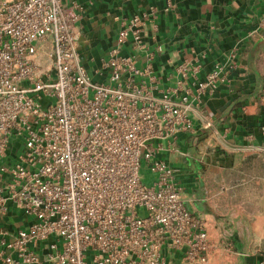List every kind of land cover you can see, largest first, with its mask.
I'll list each match as a JSON object with an SVG mask.
<instances>
[{"label":"built area","instance_id":"built-area-1","mask_svg":"<svg viewBox=\"0 0 264 264\" xmlns=\"http://www.w3.org/2000/svg\"><path fill=\"white\" fill-rule=\"evenodd\" d=\"M156 16L123 20L91 73L63 0H0V215L13 207L32 218L0 227V264L208 261L206 220L186 206L179 169L162 154H181L196 123L212 125L204 97L224 67L202 80L201 63L184 60L161 88L152 60L162 46L145 40ZM252 148L264 153V142Z\"/></svg>","mask_w":264,"mask_h":264},{"label":"crops","instance_id":"crops-1","mask_svg":"<svg viewBox=\"0 0 264 264\" xmlns=\"http://www.w3.org/2000/svg\"><path fill=\"white\" fill-rule=\"evenodd\" d=\"M63 1L77 15L91 73L116 44L122 21L151 8L157 16L145 40L152 50L162 46L152 60L161 88L174 85L184 60L201 63L202 80L224 67L218 89L204 97L212 125L196 123L180 136L182 153L162 157L179 169L186 206L206 220L212 248L205 264H264V153L252 148L264 142V0ZM31 222L13 207L0 215V227L13 231ZM180 260L177 253L173 264Z\"/></svg>","mask_w":264,"mask_h":264},{"label":"rangeland","instance_id":"rangeland-1","mask_svg":"<svg viewBox=\"0 0 264 264\" xmlns=\"http://www.w3.org/2000/svg\"><path fill=\"white\" fill-rule=\"evenodd\" d=\"M141 173L143 175V181L147 184H151V182H152L151 172L145 166H143Z\"/></svg>","mask_w":264,"mask_h":264}]
</instances>
